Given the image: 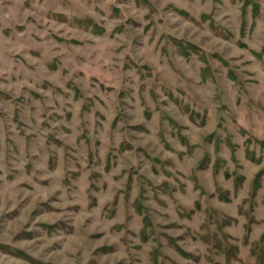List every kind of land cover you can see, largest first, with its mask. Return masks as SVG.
Masks as SVG:
<instances>
[{
	"label": "rangeland",
	"instance_id": "374dc122",
	"mask_svg": "<svg viewBox=\"0 0 264 264\" xmlns=\"http://www.w3.org/2000/svg\"><path fill=\"white\" fill-rule=\"evenodd\" d=\"M0 264H264V0H0Z\"/></svg>",
	"mask_w": 264,
	"mask_h": 264
}]
</instances>
